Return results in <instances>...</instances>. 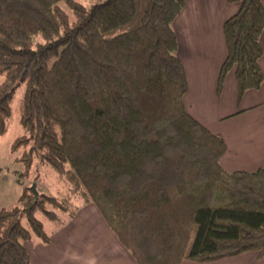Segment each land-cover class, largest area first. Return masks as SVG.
<instances>
[{"label": "trees", "instance_id": "16d2710c", "mask_svg": "<svg viewBox=\"0 0 264 264\" xmlns=\"http://www.w3.org/2000/svg\"><path fill=\"white\" fill-rule=\"evenodd\" d=\"M91 1L0 0V138L24 88L11 148L24 175L36 159L52 168L137 264L264 258V168L226 171V140L188 104L176 24L189 0ZM229 2L239 10L223 26L217 96L233 74L240 104L264 84V6ZM69 199L25 188L22 206L0 212V264H31L26 243L50 242L37 214L63 226Z\"/></svg>", "mask_w": 264, "mask_h": 264}, {"label": "crops", "instance_id": "0c3cea01", "mask_svg": "<svg viewBox=\"0 0 264 264\" xmlns=\"http://www.w3.org/2000/svg\"><path fill=\"white\" fill-rule=\"evenodd\" d=\"M262 3L264 6V0ZM238 10L229 0H189L176 24L180 57L191 87L188 104L201 123L226 140L223 167L231 173L264 168V84L258 91L247 92L238 104L235 76L230 74L223 95L217 96L219 73L227 55L223 26ZM261 46L264 51V34ZM260 67L264 73V55ZM237 113L241 115L227 119ZM76 211L73 220L63 217V226L56 224L48 232L44 225L50 244L36 237L26 243L31 264H137L96 206L89 204ZM213 264H264V258L248 253Z\"/></svg>", "mask_w": 264, "mask_h": 264}, {"label": "rangeland", "instance_id": "374dc122", "mask_svg": "<svg viewBox=\"0 0 264 264\" xmlns=\"http://www.w3.org/2000/svg\"><path fill=\"white\" fill-rule=\"evenodd\" d=\"M74 1L85 6L88 10L96 3L91 0ZM62 7L72 15V12L64 4ZM23 91L24 88L16 94L17 98H15L13 104V118L8 122L9 130L6 135L0 138V169L2 172L0 180V212L2 210L10 211L22 206L21 197L27 187L32 188L36 195L47 194L60 200H68L70 198V207L73 208V211L77 207H84L85 203L83 199L79 196H73L71 186L66 181H63V178L61 179L59 174L52 168L37 159L34 162L33 168L29 171L28 177L24 175L25 168L20 161L24 151L22 149L14 153L11 149L15 140L24 135L20 124ZM57 213L59 214V219L64 221L63 217L65 214L60 211H57ZM37 218L46 225L48 232L51 231V228L57 226V223L49 221L43 214L38 213ZM24 225L28 226L26 221H24Z\"/></svg>", "mask_w": 264, "mask_h": 264}]
</instances>
